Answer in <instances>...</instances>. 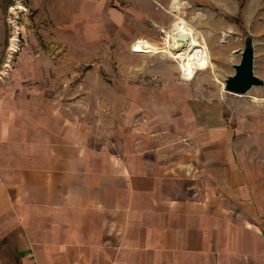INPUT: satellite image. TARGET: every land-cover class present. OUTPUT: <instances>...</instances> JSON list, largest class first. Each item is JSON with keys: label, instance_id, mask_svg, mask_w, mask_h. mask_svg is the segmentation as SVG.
Returning a JSON list of instances; mask_svg holds the SVG:
<instances>
[{"label": "crops", "instance_id": "crops-1", "mask_svg": "<svg viewBox=\"0 0 264 264\" xmlns=\"http://www.w3.org/2000/svg\"><path fill=\"white\" fill-rule=\"evenodd\" d=\"M34 92L0 89V264H264V111L144 86L110 128Z\"/></svg>", "mask_w": 264, "mask_h": 264}, {"label": "rangeland", "instance_id": "rangeland-1", "mask_svg": "<svg viewBox=\"0 0 264 264\" xmlns=\"http://www.w3.org/2000/svg\"><path fill=\"white\" fill-rule=\"evenodd\" d=\"M63 1L0 0V89L13 100L19 91L33 87L30 97L36 105L39 95L46 118L61 104L75 119L110 128L133 120L134 99L144 86L186 87L196 92L198 104L213 106L224 119L235 115L252 120V112L264 111V85L244 95L224 89L247 38L254 48V73L264 80V0H70L61 7ZM174 2L180 3L179 17L186 28L207 39L199 66L189 73L167 52L169 32L177 21ZM144 7L167 20L148 22ZM140 41L155 48L141 50ZM103 88L108 91L100 96ZM122 88L124 114L110 107L120 102L116 94ZM102 106L104 111L99 110Z\"/></svg>", "mask_w": 264, "mask_h": 264}, {"label": "bare ground", "instance_id": "bare-ground-1", "mask_svg": "<svg viewBox=\"0 0 264 264\" xmlns=\"http://www.w3.org/2000/svg\"><path fill=\"white\" fill-rule=\"evenodd\" d=\"M91 1V0H90ZM93 1V0H92ZM126 1V0H125ZM123 1V2H125ZM135 1V0H134ZM136 2V1H135ZM132 3V2H131ZM137 4V3H136ZM120 5V4H119ZM135 5V4H134ZM86 5H83V7ZM137 5H135L136 7ZM87 7V6H86ZM174 9L176 10V19L177 21L174 23L173 28L170 30V36L167 43V52L172 55V58L177 60L179 62V65L181 69L185 73L191 72L193 69H196L201 61L202 55H203V49L208 47L206 45L207 39L204 41L202 38H198L196 34H194L193 31L186 28V26L183 24V20L179 17L180 13V3L174 2ZM85 8V7H84ZM90 7L88 6V9ZM141 8V7H140ZM145 8H143V12L147 14V21L153 22L154 20H159L167 16L164 14H161L157 10L149 9L148 11H145ZM87 9V10H88ZM138 9V8H137ZM136 9V10H137ZM140 10V9H139ZM91 11L88 13L90 14ZM87 13V14H88ZM164 15L165 17H163ZM128 18V17H127ZM175 19V18H174ZM126 20V19H125ZM167 20V19H165ZM146 21V22H147ZM161 21V20H160ZM164 21V20H163ZM157 22V21H156ZM152 24V23H151ZM148 27V26H147ZM171 28V27H170ZM169 28V29H170ZM62 32V31H61ZM145 34V33H144ZM116 36V35H115ZM119 37V36H118ZM114 38V37H113ZM141 39V38H140ZM114 41V39L110 40ZM152 42V41H151ZM150 42V44H151ZM75 43V42H74ZM115 43V42H114ZM157 45V44H156ZM122 46V45H121ZM115 47V46H114ZM117 47V46H116ZM137 47L141 50H145V47H153L155 48V45L152 43L151 46L146 43V41H140L137 44ZM102 48V47H101ZM106 48V47H105ZM127 48V47H126ZM110 49V48H109ZM112 49V48H111ZM111 51V50H110ZM106 52V51H105ZM109 52V51H107ZM117 52V50H116ZM139 52V50H138ZM117 54V53H116ZM105 56V55H104ZM112 56V55H111ZM139 56V55H138ZM103 58V56H101ZM114 57V55H113ZM139 58V57H138ZM101 59V58H100ZM106 59V57H105ZM108 59V58H107ZM106 59V61H107ZM116 59V58H115ZM104 60V59H103ZM122 59H119V61ZM130 60V59H129ZM166 60V59H165ZM176 61V62H177ZM103 62V61H102ZM109 63V60H108ZM122 63V62H121ZM171 71V70H170ZM115 79V78H114ZM127 80V79H126ZM131 80V79H130ZM128 81V80H127ZM170 81V80H169ZM111 84V83H110ZM260 91H257L256 94H259ZM248 94V93H246ZM252 106V105H251ZM250 106V107H251ZM249 107V106H248ZM246 109V108H245ZM248 110L250 108H247ZM252 109V108H251Z\"/></svg>", "mask_w": 264, "mask_h": 264}, {"label": "water", "instance_id": "water-1", "mask_svg": "<svg viewBox=\"0 0 264 264\" xmlns=\"http://www.w3.org/2000/svg\"><path fill=\"white\" fill-rule=\"evenodd\" d=\"M241 60L234 65V74L225 80V90L230 93L244 95L255 86H263L264 80L254 73V48L251 38H247L243 50L238 51Z\"/></svg>", "mask_w": 264, "mask_h": 264}]
</instances>
